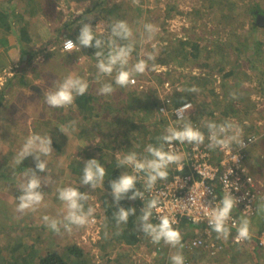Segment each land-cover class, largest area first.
Listing matches in <instances>:
<instances>
[{"label": "rangeland", "instance_id": "rangeland-1", "mask_svg": "<svg viewBox=\"0 0 264 264\" xmlns=\"http://www.w3.org/2000/svg\"><path fill=\"white\" fill-rule=\"evenodd\" d=\"M95 1L97 0H76L74 4L72 3L73 0H43L42 6L47 11V14H49L43 20L47 22L48 26L53 28V32L47 26L49 29L48 32L35 33L37 28L40 29L43 24H35L36 20L33 19L34 17L32 15L27 18V24L29 26H36L33 28L34 32L32 35L29 34L30 37L35 35L37 39L30 42L32 44L31 47H34L35 55H40L41 57L45 55V58H49L50 53L59 48L58 38H62L63 34L56 32V27L59 23L64 24L68 21L70 16L69 12H64L63 10L72 11V9L74 10L76 8V5H83L84 8H88L93 6ZM113 4H116V7L119 8L118 12H122L121 16L123 15V20L127 21L132 27L137 41L132 62L134 63L141 58L145 51H155L157 53L155 62H150V68L152 70L146 72L144 75H138L136 77L137 83L126 87L125 92H128L130 89H141L142 91L153 93V96L159 100L160 94H173L175 90H182L184 88H188L187 90H189L195 87L197 91L190 93L195 99L193 103L191 102V111H193V119H197L203 126L210 120L209 116H213L211 119L219 117V112L215 111L213 115H210L207 108H201L196 102L208 101L209 103L207 105H213L220 100L225 102L227 97L229 98L228 101L230 100L237 105H240V102H244L245 104L248 102L249 113L253 117H256V125H259V127L262 125L263 130L260 132L262 135L264 132V90L263 92L261 91L262 85L259 82V75L261 72H264V24L257 23L256 17H252L249 11L251 6L255 7L258 4L262 9L260 13L264 16V0H217V3H215V0H139V5L134 4L133 0H102L95 9L110 6L113 9ZM15 5L16 3L13 0L9 3V7L11 8H14L13 6ZM28 6L31 7L30 3L25 5L26 8ZM27 13L29 14L28 11ZM97 13L99 11L94 13V15H98ZM100 15L97 18L93 17V19L90 15V17L88 16L89 19L85 18L84 23H91L93 30L98 36L101 33L106 36L110 31L111 25L108 19H104L106 16L103 12ZM59 16L63 19L59 18ZM7 19L12 23L11 17ZM32 20L34 23L30 25ZM15 22L17 24V20ZM145 23H152L158 28L156 37L149 43H145L141 35ZM19 35H21L20 29L19 33L11 32L0 34V37H4L6 40L4 43L2 39L0 40V60L2 58L6 60L7 58L8 61V64L6 62H4V65L0 64V66L3 65L0 68V88L6 83L9 84L5 88L6 97L4 101L6 110L0 114V135L7 137L8 141H12L11 135L15 133L16 137L14 139L17 142V145L15 144L17 146V152L27 137L33 134L42 136V132L44 131L41 126L38 131L36 129L30 131L34 119L39 120V114L44 112V107L38 103L39 101L31 98V96H34L32 90L36 88L30 85H35L42 93H47L40 78L32 77L30 80L28 77L31 67L27 63L32 60V57L29 56V59L26 60L28 50L25 48L22 50L21 47V50L18 48L20 46L17 39ZM178 40L184 42L185 49H190L191 43L200 45L203 48V57L200 61L197 58V60H193L192 62L186 61L184 65H180L177 58L164 56L166 60L169 59L167 62L163 57L165 51L162 48L163 46L170 48L175 45L177 46L179 44ZM238 41H242L240 43H246V49L242 47L236 49L235 47L239 44ZM256 42L260 43L257 47H255ZM216 43L220 45L216 47ZM42 47H44V50L41 49ZM80 49L79 47L78 50ZM92 55V59H89V61L92 60L90 61L91 64H88V59H86L79 71L81 70L82 73L85 72L83 75L88 77L89 81L85 80L89 85L88 92L93 95H98V98L94 100L96 107L99 108V104L104 107V104L107 102L115 107L121 106L123 101L122 94L124 93H118L117 88H115L112 95L99 94L98 89L102 84L112 81L108 77L97 79V61L94 53ZM169 55L171 56V53ZM220 55H224V70L231 68L232 64H236L237 66L235 68L238 70V75L222 76L224 71H218L216 67V62H218ZM260 57H262L260 65L251 68L249 59L253 62L257 61L258 63ZM14 60L16 63H12ZM46 65L48 64L46 63ZM20 72L27 79V85L19 83L16 79L7 82L12 75L16 73L20 74ZM240 72L249 75L250 79L247 80L248 78H245L242 83L233 86L232 83H234L237 77H245ZM80 75L78 76L80 77ZM194 77L204 80V84L202 83L203 87L201 86L202 88H199L200 86L196 85L197 83H192ZM224 80L234 87L230 89V93L224 85ZM56 82H58L57 85L60 83V81ZM166 83L167 85H165ZM231 93H236L240 99H236L234 102V99L230 95ZM94 106L89 108L90 112L97 109ZM103 107L100 108L102 109ZM94 112L96 111L94 110ZM229 112V120H238L241 116L240 111L237 115L232 114L231 111ZM55 113L52 112L50 114L52 115V122L54 119L55 121H60L65 115L72 116L75 118L73 126L76 128L77 126H84L86 131L82 129L83 131L77 130L79 132L78 134L69 131L65 133V136L67 135L66 140L61 143L60 152L58 153L52 147L53 153L47 157L49 171L47 173L38 172V175L42 179L46 175L51 177L52 183L49 186H42V190L45 193L44 205L35 212L21 215L15 211L17 205L16 197L20 195L18 193L20 192L18 185L24 180V174L27 172V168H35L34 158L31 156L27 157V161H23L25 163L23 169L18 168L19 165L12 158V153H5V157L7 158L5 159V169L2 168L4 164H0V249H2L3 254L8 255L7 253L14 251L12 249L17 250L20 241L24 239L29 242V245L32 242L34 244L37 243L36 246H40L42 254L45 253L44 248L47 246L57 248L59 252H63L70 244L76 243L83 249V254L86 255L92 264H157L161 256L163 258V264H171L170 256L175 255L178 251L184 256L185 264H264V259L261 256L255 257L251 249L244 244L238 246V251L236 250V252H231L227 245L219 249L216 253L210 254L202 249H197L193 252V250L172 248L163 242L158 245L153 244L150 238L144 234H140V239L138 234L139 240L133 243L121 241L116 232L117 230H111V227H107L103 221L104 210L101 206V200L102 198H107L109 204L113 203L111 193L102 197L103 192L101 191V186L92 190L90 186L81 185V179L72 176L70 171L71 166L65 161V156L68 157L66 153L70 152V149L73 151L72 156H74V159L80 158L83 160V168L87 161L84 151H91L93 153L91 154V158L99 157L97 154H94L97 151L96 148L104 151L105 156L109 154L116 155L118 152L124 155L123 150L116 142L115 146L109 143V138H106L98 144L99 140L104 137L100 128H102L104 120H107L111 114L108 116L106 112H103V115L107 117H103L104 120L98 123V119L97 122L91 120L94 117H90L89 120L83 118L77 110L73 113ZM44 114L46 116L49 115L47 113ZM42 116L44 117L45 115ZM168 118L166 116V119ZM5 121L9 123H5ZM148 124L150 125V122ZM171 124L174 125L172 119ZM52 125H54V122L51 123ZM22 126L25 128V131H22ZM8 141L0 140L1 152L7 151L9 147ZM57 141H62L60 135H58ZM105 156L101 159L108 158ZM247 156L246 164L255 174L257 181H259V186L264 188V135L260 138L258 145L249 148ZM61 167H65L63 174H60L58 170ZM79 168L80 166L77 165L76 169ZM14 169H16V172ZM4 173L9 176V179H4L2 175ZM12 175L13 177H10ZM140 175L142 176L143 174ZM2 180H5L4 184ZM140 181L143 183L142 179ZM68 185L82 187L81 192L88 194L86 207L90 205L95 208L94 222L84 228L74 230L71 234L65 233L57 235L45 226L42 217L44 215L51 217H60L62 215L64 211L63 205L58 198L56 200L52 199V195L57 193L56 189L58 187ZM137 202L138 200H132L133 207L138 210L139 202ZM142 208L143 206L140 207V210ZM260 215H263V213H260ZM137 226H139L138 220ZM174 227L179 228L182 233V241L194 232V229L187 224ZM7 234L13 237L9 249H7V245L4 247L6 240L9 239ZM36 235L39 236L35 240L33 237ZM242 246L243 248H241Z\"/></svg>", "mask_w": 264, "mask_h": 264}, {"label": "clouds", "instance_id": "clouds-1", "mask_svg": "<svg viewBox=\"0 0 264 264\" xmlns=\"http://www.w3.org/2000/svg\"><path fill=\"white\" fill-rule=\"evenodd\" d=\"M134 4L139 5V0H133ZM158 28L152 23L143 25L142 38L145 43L152 42L156 37ZM136 39L134 32L129 23L125 20H116L112 23L110 31L105 36H100L93 30L91 23H83L79 30L77 42L71 39H64L63 49L71 53L77 46L85 48H95L94 56L96 57L97 79L102 77L111 78L112 82H105L98 89L100 95H111L114 93L116 86L126 88L136 83L138 75H144L152 70L150 62H155L157 53L155 51H145L144 55L132 62V56L136 50ZM88 83L79 76L68 75L60 82L55 90L45 93V103L52 108H67L73 106L78 96H83L88 91ZM190 92H196L195 87L189 89ZM233 99H238L236 93L230 94ZM190 103H184L176 109L177 121L181 122V127L168 126L164 133L157 139L158 145L148 144L145 148V155L141 158L136 152H128L121 155L116 153L118 167L130 168L132 171L123 172L119 178L110 180L111 195L116 211L113 218L116 227L126 225L130 216H136L134 207L125 208L120 206L121 200L125 199L127 193L131 191L132 195L128 196L129 200L140 198L143 200L144 192H152L158 181H165L171 176L170 166L176 165L182 167L183 155L174 151L165 150V145H172L174 142L180 144H189L200 146L208 141L210 150L230 149L231 145H239L241 149L246 148L242 139V128L231 120H225L221 123L210 120L204 127L207 129V135L198 127H194L190 120H186V113L191 108ZM161 113L166 110L161 109ZM73 124L75 122H72ZM64 132V129H60ZM248 149V148H247ZM53 153L52 139L50 136H41L33 134L26 138L20 150L15 155L16 164L20 165L29 156L35 160V168H27L24 174V180L18 185L20 195L16 197L17 205L15 211L21 215L37 211L44 205L45 193L42 186H49L52 183L51 177L46 175L43 179L39 173H47V157ZM248 152L246 151V155ZM170 171V174H169ZM228 174L222 177L226 190L222 199L215 206L202 204V211L207 220L209 228L216 233L217 239L227 240L231 234V229L236 228L237 235L235 240L246 242L252 239L253 229L252 222L247 216L240 218L239 222L233 220L232 212L240 203V199L234 196L229 184L236 185L228 180ZM140 174H143L142 176ZM106 176L105 167L95 158L85 162L83 174L80 180L81 185L90 186L95 190L102 186ZM143 180L144 191L137 188L139 180ZM182 186V185H181ZM239 191V188H235ZM58 199L63 205V213L60 217H51L44 215L42 220L46 227L57 235L71 234L74 230H79L94 222L95 208L86 207L88 194L81 192L78 188L71 185L58 187L56 189ZM191 194V189H190ZM190 199H193L192 194ZM202 201V198H201ZM160 200L157 197L149 199L144 207L140 210L141 214L137 217L139 231L146 237L150 238L153 244L163 242L172 248H183V241L192 237L194 232L186 237L183 241L182 233L179 228L173 226V221L168 215L158 216V223L152 222L153 211L158 209ZM258 213H264V204L257 209ZM188 222L181 219L177 227L182 222ZM200 224V223H198ZM119 234V233H117ZM231 243V242H230ZM234 244V243H232ZM257 247H259L255 241ZM240 246L238 244H235ZM242 245V244H241ZM260 248V247H259ZM171 264H185V258L181 252L170 256Z\"/></svg>", "mask_w": 264, "mask_h": 264}, {"label": "trees", "instance_id": "trees-1", "mask_svg": "<svg viewBox=\"0 0 264 264\" xmlns=\"http://www.w3.org/2000/svg\"><path fill=\"white\" fill-rule=\"evenodd\" d=\"M101 1L102 0L95 1L93 6L88 7V10L92 11L93 7L94 6L96 7L97 5H99ZM9 3H10V0H0V34L11 33V31L14 30L12 23L10 22V20L7 19L10 15ZM215 3H217V0H215ZM116 6H117L116 4H113V9H111V6L106 7V8H100L99 13L97 14L101 16L100 14H102L103 12V14H105L106 16L104 19H108L109 24L112 25V23L115 22L116 20H123V15L121 16L122 12H118L119 8ZM255 8L259 9L258 4H256L255 7L253 6L250 7L249 14L252 17H256V13L254 12ZM259 11L261 10L259 9ZM98 15H94L93 13L91 15V18L92 19L93 17L97 18ZM79 30H77L78 35H79ZM29 34L30 33L25 32V29H23L21 30V35H19V38H17L19 45L23 47L22 50H24L25 45L29 44V43H26V40H24L30 37ZM1 39L3 43L6 42L4 37H0V40ZM73 40L77 42L76 38L75 39L73 38ZM240 42L242 41H238L239 44L235 48L238 49L239 47H242L246 49V43H240ZM178 43L179 44L177 46L175 45L171 48L168 46H163L162 49H164L163 51H165V55H163V57L169 56V57L177 58L179 60L180 65H184L186 61L192 62L193 60H197V58H199V61H200V59L203 57L202 56L203 48L200 47V45H198L197 43H191L190 49H185V46L183 45L184 42L182 40H178ZM259 44H260L259 42H256L255 47H257ZM218 45L220 44L219 43L215 44L216 47H218ZM88 51L91 53H95L96 49L89 48ZM170 53H171V56L169 55ZM261 58L262 57H260V60L258 61V63L257 61L253 62L251 59H249L250 64L252 66L251 68L255 66L257 67L258 65H260ZM223 59H224V55H220L218 57V62H216L217 70L224 71L222 73V76L225 77V76H230L233 74L238 75V70L235 68V66H237L236 64H232L231 68L224 70ZM166 61L168 62L169 59ZM163 63H166V62H163ZM2 66H0V68H2ZM240 73L244 75L245 77L239 76L240 79L237 77L234 83H232L233 86L239 85L240 83H242V81L245 78H248L247 80L250 79L249 75H247L246 73L244 72H240ZM259 77H260L259 82L262 85L261 91L263 92L264 72H261ZM12 79H16L17 81H19V83H22V84H26V85L28 84L27 79L24 78V75L21 72L20 74L16 73L12 75V77L9 78L7 82H11ZM223 82H224V85L226 86V89H228L230 93L231 91L230 89L234 87L232 85H229V83L226 80H224ZM192 83L193 84L197 83L196 85L200 86L199 88H202L204 84V80H202V78L194 77V80H192ZM8 85L9 84L6 83L0 88V114L5 112L6 110L4 100L6 97L5 88L6 86L8 87ZM113 87L117 88L116 90L118 93H124L122 94L123 101H122L121 106L115 107L111 105L109 102H107L104 104L105 105L104 107L99 104L98 105L99 108H97L95 105V101H92V100L97 99L98 95H93L89 93L88 91L83 96L76 97L75 104L77 105L79 104L78 105L79 107L81 106L80 108L82 110H80L79 114L81 113V116L87 120H89L90 117H94V119H91V120L97 122V119H98L99 120L98 123H101L104 120L103 117H107L106 115H103V112H106L108 116L111 114L107 118V120H104V124L102 128H100L101 133L103 134L104 137L101 140H99L98 144H100L106 138H109L110 139L109 143L114 144V146L117 144L119 147H121L124 154L128 152H136L141 158L147 155V153L145 152V148L148 144L158 145L160 143V141L157 138L160 137L164 133L165 128H167L170 125L175 126V127L182 126L181 122L177 121V117L173 114L171 109H173V107H176L181 103H184V102L193 103L195 101L193 95L190 94L192 92H189L187 90L188 88H184L182 90L181 89L175 90L173 94H170L171 96L170 103L167 104L168 110L170 109V111L168 112L169 115H167L169 116V118L166 119V116L160 115V112L158 110L159 100L153 96V93L142 91L141 89L140 90L130 89L128 92H125L124 91L125 88H120L116 86L114 82H113ZM34 92L38 93L37 91H34ZM228 99L229 98L227 97V99H225V102L223 100H220L219 102H215L213 105L211 104L207 105L209 103L208 101L196 102V104L197 105L199 104L201 108L203 107L207 108L210 115H213L215 111H218L219 117L215 119H211L213 118V116H209L210 120H213L216 122H223L225 120H229L228 118V115L230 113L229 111H231L232 114H235V115H237V113H239L240 111L241 116L239 117L238 120H234V119H230V120L237 123L242 128L243 130L242 138L248 135H253L255 137V140L253 141V143L248 147V149H246V151L248 152L250 147L252 148L253 146H256L259 144L260 138L264 135V132L262 133V135L260 133L263 130L262 125L260 127L259 125H256L257 123V120L255 119L256 117H253L249 113L248 102H246V104L244 102H240L241 104L237 105L235 103H232V101L230 100L228 101ZM239 99L240 97L237 100ZM235 101L236 99H234V102ZM93 106L97 108V109H94L96 112H94V110L90 112L89 108H92ZM100 107H103V108L101 109ZM192 112L193 111H189L186 114V120H190L191 123H194L196 125L197 124L201 125V123H199L197 119H193L194 117H193ZM43 118L45 119L41 121V124L44 125L45 127H48L50 123H53L51 120L52 118H48V117H43ZM62 118L63 119H60V121L66 120L67 122H69L70 125H66V127H63L64 132L60 130L62 129L61 127L59 128H56L57 126L55 128L53 127V131L55 133H58L62 138V141L52 140V147H54V150L57 153L60 152L61 143L64 140H66L67 135L65 136V133L69 131V132H76L78 134L79 132H77V130L86 131L84 126L82 127L77 126V128L73 126L72 122L75 121L74 117L65 115ZM171 119L174 125L171 124ZM6 122L9 123L8 121H5V123ZM57 122L59 124V121ZM147 122L148 123L150 122V125ZM165 123L166 125H164ZM201 127L206 129L203 125H201ZM22 131H25L24 127L22 128ZM33 132H36V131H33ZM15 137H16V134L14 133L13 135H11L12 141H8L7 137H2L0 135V140H7L9 142V147L7 148V151H4V152L0 151V164L1 163L4 164L2 167L3 169H5L4 167H6L5 159L7 158L5 157L6 155L5 153H9V152L12 153L13 155L12 158H15V155L17 153V149H16L17 142H16V139H14ZM96 149L97 151L94 152V154L95 155L97 154L99 157H96V158L94 157V158L97 159L105 167V170H106V176L104 178L103 185L101 186V191L103 192L102 197H105L107 194L111 193V187H110L109 181L119 178V176L123 172L130 173L131 169L125 168L123 166L118 167L117 160L115 157L116 155L109 154L105 156L104 151H101L100 149L98 150V148ZM165 150H166V145H165ZM210 152L212 153V157L210 158L211 161H214L219 158L220 153H218L216 150H210ZM72 153L73 151L71 149H70V152L66 153L68 157L65 156V161H67V164L71 166L70 167L71 173L78 174V178L81 179L82 174H83L82 160L74 159V156H72L73 155ZM84 154L87 160L92 159L91 154L93 153L91 151H84ZM103 156L108 157V158L103 160L101 159ZM79 160L81 161L79 162ZM25 161H27V159H25ZM73 163H78L80 168L79 169L73 168L74 167ZM24 166H25V163L22 162V164L19 165L18 168L24 169ZM64 168L65 167L59 168L58 169L59 173L64 171L65 170ZM14 171L16 172V169H14ZM169 174H170V171H169ZM2 175L4 176V179H9V176L5 175V173ZM10 177H13V175ZM2 183L4 184L5 180H2ZM76 188H78L81 191L82 187L77 186ZM137 188H139L141 191H144L143 183L140 180L137 183ZM131 195H132L131 191L127 193L125 199L121 200L120 206H123L125 208L133 207L132 200L127 199V197ZM52 196L51 197L54 200L58 198L57 193H54ZM136 200H138L139 202V209H138L139 211L134 207L136 209V216H130L128 223L126 225H121L119 228L116 227V223L113 218V213L116 211V206L113 203L109 204V201L107 198L106 199L102 198L101 200V206L104 210L103 221L107 227H111L110 228L111 230H117L116 232L120 233L118 234V236H119V239H121V241L133 243L140 239V234L143 235V233L140 232L138 229L139 226H137V217L141 214L140 207L141 206L144 207V204L146 203L144 199L141 200L140 198H137ZM263 201H264V189L262 188V195L257 199V208H259V206L263 204ZM152 220H153V217H152ZM250 220L252 222V225H255V226H252L253 231H256L258 227L260 226L261 221L264 220V215H260V213H258L257 211V213L254 216L250 217ZM158 222H155V223H158ZM185 223L186 222L183 221L182 225H186ZM187 225H189L191 228L196 229V230H198V228L200 227H203V224H198V223H194V224L187 223ZM138 234H139V239H138ZM38 236L36 235L33 238L36 240ZM8 237L9 239L6 240L5 245H4V247L7 245V249H9L13 241V237H11V235L10 236L8 235ZM250 241L254 243L256 241V238L252 237ZM250 241H246L243 244L246 245V243ZM229 243L230 242H226L225 246H227ZM36 245L37 243L34 244L33 242L32 244L29 245V242L23 239L20 241L18 249L17 250L12 249L14 251L11 250L12 252L7 253L8 255L3 254L2 249H0V264H92L87 259L86 255L83 254V249L76 243L70 244L67 248H65L63 252H59L57 248H51V246H47L46 248H44L45 253L43 254L40 249V246H36ZM247 245H250L251 247H253V244H251V242L250 244H247ZM194 251L196 250H193V252ZM161 257L157 264H163V258ZM115 262H118V261H115ZM120 264H123V263H120ZM193 264H198V263H193Z\"/></svg>", "mask_w": 264, "mask_h": 264}, {"label": "built area", "instance_id": "built-area-1", "mask_svg": "<svg viewBox=\"0 0 264 264\" xmlns=\"http://www.w3.org/2000/svg\"><path fill=\"white\" fill-rule=\"evenodd\" d=\"M64 39L73 40L69 36ZM64 39L60 43L62 49ZM170 94H160L158 110L159 112L161 109L166 110L164 113L160 112L161 115H169L170 109L168 110L167 104L170 103ZM184 103H190L192 106L191 102ZM184 103L171 109L175 116L176 109ZM191 108L188 112L191 111ZM192 124L194 127L200 128L207 135V130L202 128L201 125ZM242 139L246 144V148L241 149L239 145L233 144L230 149H216L220 155L214 161L210 159L212 153L207 146V140L200 146L189 145L187 143L180 144L179 142L166 145V150L183 155L182 167L178 168L176 165L170 166V178L157 183L152 192H144L143 199L146 203L149 199L157 197L161 202L158 209L153 211V223L158 222V216L168 215L173 221V226L178 225L183 218L193 224H203V227L198 228L195 235L183 241V249L190 251L202 249L210 254H214L219 249L225 247L226 240L217 239L216 233L209 228L202 211L201 202L212 206L219 203L226 190L222 177L227 175L229 170H232V173L227 178L236 185L229 184L228 187L231 189L232 194L240 199V203L232 212L233 220L238 223L241 217L247 216L250 218L257 213V199L262 195V188L259 186V181H257L255 174L246 164V149L253 143L255 137L248 135ZM236 187L239 188V191H236ZM190 189L193 196L192 200L190 199ZM236 235V228L233 227L227 242L238 245L243 244L244 242L238 243L235 240ZM252 236L256 238L257 245L260 248H264V220L261 221L258 229L253 231Z\"/></svg>", "mask_w": 264, "mask_h": 264}, {"label": "crops", "instance_id": "crops-1", "mask_svg": "<svg viewBox=\"0 0 264 264\" xmlns=\"http://www.w3.org/2000/svg\"><path fill=\"white\" fill-rule=\"evenodd\" d=\"M11 1L12 0H10V2ZM13 1H15L16 5L13 6L14 8L9 7V9H10L9 18L11 17L12 25H13V29H14L11 32L15 31V33H19V29H20V31L25 29V32L30 33L32 35V33L34 32L33 28L36 26L33 25L31 27L27 24V18H29L30 15H32L34 17L33 19L36 20L35 24H43L42 27H40V29L37 28L36 33H39V34L40 33H46L49 30L48 27H50V31L53 32V28L51 26H48L47 22H44V20H43L49 15V14H47V11H45V8L42 6L43 0H13ZM75 2H76V0H73L72 3L75 4ZM27 3H30L31 7L28 6L26 8L25 5ZM258 7L260 10H262L261 6H258ZM259 9H257V8L254 9V12L256 13V17L259 14H261L260 12H262V11H259ZM27 11L29 12V14L27 13ZM63 11L69 12V14H70L69 19L64 24L59 23V25H57V27H56V32H60L61 34H63L64 38L69 36V37H72L74 39L75 38L77 39V37H78L77 30H79V28L82 26V24L85 21V18L89 19L90 15L100 11V9H97V8L95 9V6H94L92 11H89L88 8H84L83 5H81V6L76 5V8L74 10L72 9V11H68V10L67 11L63 10ZM60 16H59V18H62ZM56 18H57V16H56ZM16 20H17L18 26H17L16 22L14 23V21H16ZM33 23H34V21L32 20V23H30V25ZM63 37L58 38L59 39L58 40L59 48L56 49L55 51L51 52L49 58H45V55L42 57L40 55H38V56L35 55V51L33 50L34 47H31L32 44H30V42H33V40H37L35 35L24 39V40H26V43H29V44H27L29 46H27V45L24 46V48L28 50V53L26 54V58L25 57L24 58L26 60H28L29 56L32 57V60H30V62L27 63L28 65H30L29 67H31L30 68V74L28 73V77L30 80L32 77L40 78L42 80V85L45 88V92L55 90V88L57 87V83H58L56 81L62 82L68 75L78 76L81 74L80 75L81 78H83L84 80H88V77H85L83 75L85 72L82 73L81 70L79 71V69L84 64L86 59H88L87 60L88 64L89 63L91 64L90 61H92V60L89 61V59H92L91 56H93L92 55L93 53L89 52L88 51L89 48H85V47H81L80 50H78L79 47H77L78 49L77 48L74 49L71 53L64 51L60 46L61 41L64 39ZM20 47L23 48L21 45L18 46V48L20 50H21ZM14 48H16V47H14ZM41 49L44 50V47H42ZM4 62H6L8 64L7 58H6V60L4 58H2L0 60V64L4 65ZM12 63H16V61L14 60ZM46 63L48 65H46ZM57 72H59V73H57ZM25 74H26V72H25ZM89 79L91 80L90 77H89ZM30 86L36 88V89L32 90L34 96H31V98L36 99L35 101H39L38 103L44 107V112L43 113L41 112L39 114L40 119L39 120L34 119L32 128H30V130L36 129V131H38L39 127L41 126L42 130H44L42 132V136H50L52 140L57 141L59 134L55 133L53 131V127L55 128L57 126L56 128H59V127L63 128L64 126L66 127V125H70L69 122H67L66 120H64V121L62 120V121H59V124H58V122L55 121V119H54L53 120L54 125L51 126V123H50L48 125V127H45L44 125L41 124V121L43 119H45V118H43L42 115H45L44 117L52 118L51 117L52 115H50V114H52V112H54V113L55 112H61V114H62V112L63 113H73L76 110H77V112H80V110H82L80 108L81 106L79 107L78 106L79 104L77 105L74 103L73 106H70L67 108H52L45 103V99H44L45 93H42V91L39 88H37L35 85H30ZM34 91H37L38 93H35ZM92 101H94V100H92ZM30 102L33 103L32 101H30ZM44 113H47L49 115L46 116V114H44ZM80 161L81 160H79V162ZM82 162H83V160H82ZM77 165H78V163H73V166H74L73 168L76 169ZM70 171H71V169H70ZM63 173H64V171L60 172V174H63ZM71 174L74 178L78 177V174H75V173H71ZM263 204H264V201H263ZM250 242H251V244H253V247H251L250 245H247V244H250ZM250 242L246 243V246H248L249 249H251V252H253L252 254H255V257L261 256L264 259V248H259L256 246L255 242L254 243L252 241H250ZM228 247H230L231 252H236V250L238 251V246L235 244L229 243ZM241 248H243V246Z\"/></svg>", "mask_w": 264, "mask_h": 264}, {"label": "water", "instance_id": "water-1", "mask_svg": "<svg viewBox=\"0 0 264 264\" xmlns=\"http://www.w3.org/2000/svg\"><path fill=\"white\" fill-rule=\"evenodd\" d=\"M257 17H259L264 22V16L262 14H259ZM261 20H259V22H258L259 24L262 23Z\"/></svg>", "mask_w": 264, "mask_h": 264}, {"label": "flooded vegetation", "instance_id": "flooded-vegetation-1", "mask_svg": "<svg viewBox=\"0 0 264 264\" xmlns=\"http://www.w3.org/2000/svg\"><path fill=\"white\" fill-rule=\"evenodd\" d=\"M257 18V23L259 22V20H261L259 17H256ZM262 21V20H261ZM261 24H264V22L262 21V23Z\"/></svg>", "mask_w": 264, "mask_h": 264}]
</instances>
